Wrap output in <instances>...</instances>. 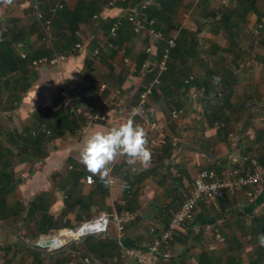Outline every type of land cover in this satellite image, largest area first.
<instances>
[{
	"label": "crops",
	"instance_id": "0c3cea01",
	"mask_svg": "<svg viewBox=\"0 0 264 264\" xmlns=\"http://www.w3.org/2000/svg\"><path fill=\"white\" fill-rule=\"evenodd\" d=\"M108 1L67 0L59 10L72 14H77L78 10L86 12L88 6L98 10L94 15L99 16L98 19L93 16L73 24L74 31L65 28V18L57 17L55 26L52 25L53 16L49 37L44 28L39 34L30 31L28 42L34 50L53 51L57 44L60 48L72 32L77 37L75 44L89 43L85 50L76 53L57 49L53 52L54 56H65V63L60 67L42 69L37 72L38 79L26 93L17 91L21 103L12 112L18 113L22 120L30 122L32 114L37 113L46 122L48 117L40 107L49 105L58 86L69 81L73 83L77 95L97 112L121 117L115 127L124 123L129 108L138 105L141 89L155 76L156 57L146 54L145 48L153 43L158 56L161 40L150 39L147 32L134 34L131 25L124 22L113 41L118 50H101L97 57H93L91 53L97 44L109 41L105 23L125 13H135L139 8L138 2L129 0L125 7H118L119 2L108 9ZM141 1H147L149 7L161 8L154 0ZM258 2L176 0L173 4L172 13H168L170 22L166 25L169 30L166 35H175L177 39L181 31L196 33L200 48H186L179 55L173 69L166 73L174 76L179 86L172 85L171 92L166 94L158 88L140 107L142 113L135 118V123L145 129L148 141L156 143L151 165L145 167L139 161L129 165L127 156H121L110 166L111 175L118 181L116 186L108 187V177L101 180L90 172L88 175L93 178L92 184H86L83 178L76 184L69 177L75 171L87 170L80 162L84 139L95 131L106 132L112 127L106 123L95 124L84 134L65 135L49 144L47 167L59 168L62 161H69L70 172L61 174V185H71L73 198L83 199L90 205L87 214L92 218L101 212L118 215L123 230L118 231L112 224L104 236H89L71 243L70 251L63 249L45 255L43 259L40 257L44 264L53 261H59V264H134L120 257L122 249L144 247L152 240L150 229L158 234L166 228L173 213L189 195L200 170H213L221 175L238 166L242 157L249 154L264 162V75L260 73L264 67L261 60L259 65L252 60L253 67H248L249 64L241 60L243 55L239 53L245 46L243 43L251 41L244 33L257 29L256 22L264 23V7L261 8ZM0 6L6 7L7 4L0 0ZM19 7L10 13L12 25L18 22L14 17H24L26 9ZM42 10L46 13L47 9ZM193 17L197 22L190 21ZM38 24L44 27L42 22ZM22 29L27 31L24 27ZM92 35L95 38L89 41ZM263 41L264 38L260 46L264 56ZM202 51L207 53L206 63L203 64L200 62ZM252 58L255 59V56ZM245 69L248 70L245 72ZM189 78L192 80L186 83ZM101 85L105 86L102 91ZM225 88L230 93L227 102L222 98L226 92L217 97ZM194 92L198 93L195 99L192 97ZM173 110L181 112L176 119H171ZM144 115L151 122H157L163 129V137L144 126ZM77 117L83 120L84 125L85 117L82 114ZM117 167L120 171L116 173ZM31 184L32 189L44 186L39 180ZM44 189L36 195L50 192L49 188ZM64 199L65 193L63 200L58 201L56 211L62 213L65 210L70 227L79 223L78 220L79 226L82 220L79 219L81 212L78 205H70L67 209ZM61 230L64 229L54 230V236L65 243L73 235L67 233L69 230L59 234ZM260 234H264V181L252 197L243 191L210 204L198 205L193 220L177 231L165 249L168 257L160 258L157 264H264V247L257 239ZM55 242L49 246L53 251H57L60 244L56 242L55 245Z\"/></svg>",
	"mask_w": 264,
	"mask_h": 264
},
{
	"label": "trees",
	"instance_id": "16d2710c",
	"mask_svg": "<svg viewBox=\"0 0 264 264\" xmlns=\"http://www.w3.org/2000/svg\"><path fill=\"white\" fill-rule=\"evenodd\" d=\"M128 1L129 0H125V3H121V1L118 0L116 4L120 2L117 6L125 7ZM134 1L140 2L141 0ZM154 1L158 2L161 8L158 10L154 7H148L147 9L142 11L143 16L145 17L147 22L150 19H155L157 24L154 25V30L159 33L162 32V36H165L163 38L168 39L172 36L166 35L169 31L166 25L170 22V16L168 15V13H172L173 4L176 2V0ZM48 9L49 7L47 6L46 12L48 11ZM85 10L86 12H80L78 10L77 14H72L66 10H57L53 15L54 19L52 18V25L55 26V19L57 17L63 19L65 18L67 21V25L65 26V28L72 29V31H74V28L72 27L73 24L80 23L81 21H86L88 18H92L98 12V10H95V8L93 7L89 8V6ZM127 15L128 13H125L122 17H119V19L116 18L105 23V25H107L108 34L110 27L116 20H120V27L124 22L128 23L126 17ZM224 22H226L225 18ZM28 35L22 28H19L16 24H14L6 32L2 33V37H0V108H2L1 110L6 113L12 112L21 103V96L19 93H17V91L26 93L30 89L32 84L38 79V73L31 68V62L42 57L51 58L54 56L53 52H56L57 49L58 51H65V53H70L72 51V46L77 41V37H75L74 32H72L71 36L66 40L65 43H63L60 48H58L57 44L54 46L55 50L53 51L50 49L34 50L28 42ZM109 41L112 42L111 40ZM19 44L21 45V49L18 48ZM262 44H264V41ZM164 45L165 42L161 40V46L158 48L157 52L158 56ZM186 48L193 50L200 48L199 41L196 38V33H185L181 31L176 39L175 47L170 51L167 71H169V69H173L174 62L178 59L179 55L184 50H186ZM108 49L118 50L117 47ZM20 50L24 51L22 53L24 54V57L20 56ZM158 56L155 57L157 58ZM261 64L264 67V56L261 58ZM166 73H164V75ZM170 76L172 75L166 74V76H163V78H161V83L158 88L164 94H166L167 92H171L170 88L172 85H174L175 87L179 86V84L177 83V79L172 76V79L170 80ZM152 79H150L149 82ZM144 87L140 92L144 90ZM224 92H226V95L222 98H224V101L227 102L228 96L230 94L228 88H225L223 92L221 91L220 94L217 95V97L222 96ZM4 95H7L8 98L3 102L2 97ZM47 108L48 107H45L44 109L45 115L48 117V120L46 122L42 120V118L37 113H33L30 119L31 123L29 122L30 124L22 129L23 131L22 134H20L21 136L16 132L9 135V137H11V139L9 140L13 146V149L16 150V155L20 163H23L27 160H44L48 156L47 149L51 142H53L57 138L64 137L65 135H76L83 126V120L78 118L76 115L69 114L64 111L52 112ZM262 134L264 135V132ZM13 156L14 154L10 149H2L0 147V220L22 218V216L25 215V219L33 221V223L36 225L35 232H33V237L47 235L55 229L60 230L71 228L67 220L65 224H60L58 223L57 219L49 214L50 205L54 200V195L52 194V192H42L36 195L27 205H24L20 202L9 205L7 198L15 192L18 186V182L15 180L14 175L11 173ZM259 162L261 164H264V162ZM115 169L114 172L116 173L120 171V168L118 167ZM87 175V170L75 171L69 178L74 179V182L77 184L79 179H84ZM59 190L65 193L64 203L67 209L70 208V205H78L79 211L81 212V215L79 216L80 220L88 221L92 218L87 214L90 205H87V203H85L83 199H74L72 196V190H67V184L61 185L59 187ZM65 216L66 212L64 210L62 213H60L59 220L60 218H65ZM25 219H23V221H25ZM28 252H30L33 257L32 264H44L40 260V253L34 250H30ZM61 256L62 255H59L58 257ZM58 262L59 261H53L52 263H48L59 264Z\"/></svg>",
	"mask_w": 264,
	"mask_h": 264
},
{
	"label": "built area",
	"instance_id": "2783aa9c",
	"mask_svg": "<svg viewBox=\"0 0 264 264\" xmlns=\"http://www.w3.org/2000/svg\"><path fill=\"white\" fill-rule=\"evenodd\" d=\"M12 0L11 3H13ZM22 2L21 7L28 8L33 14L37 22L43 23V28L47 37L50 36V24L51 17L55 12L64 7V3L67 0H59L58 2L49 4V9L45 13L42 7V1L40 0H18ZM124 2L125 0H119ZM118 0H109L106 8H113ZM139 2V1H138ZM7 3V4H11ZM149 3L147 1L139 2V10L135 13H128L127 21L131 25L134 34H141L147 32L149 38L152 40H163L165 45L160 51L159 56L154 63V78L145 85L144 90L138 96V105L131 107L127 111V116L123 119L124 123L132 114L133 110L138 109L139 114L142 113L140 107L144 106L148 97L153 95L161 83V77L168 70V62L170 57V51L176 45V36L172 35L168 39H164L162 34L154 30L156 25L155 19H150L148 22L143 16L142 11L147 9ZM94 19L99 16H94ZM119 19V17L117 18ZM120 28V20L113 22L109 30V39L114 40L117 37ZM95 36H91L90 40H93ZM89 42L77 43L73 47V52L85 50ZM113 48L112 43H98V46L92 51L91 55L97 57L101 50L106 48ZM145 52L150 55H155V47L153 43H150L145 48ZM24 57V54H20ZM65 56L58 55L52 58L42 57L35 59L31 62V68L39 72L44 68L60 67L65 63ZM192 80L189 78L185 82ZM105 86L101 85L100 90H104ZM192 97L195 99L198 97V93H192ZM48 108L52 112L64 111L69 114L79 115L82 114L85 117V123L81 127L79 133L84 134L85 131L95 124H108L111 127L116 126L118 120H122L121 117H111L108 114H101L97 112L92 106L85 103L84 99H81L75 90L72 82L64 83L58 86L52 102L48 105ZM180 111H171V119H176L180 115ZM135 115V118L139 115ZM143 122L145 127L150 131H156L163 137V129L157 124V122H151L146 115L143 116ZM155 141H148V147L151 150V160L148 165H151L154 157ZM83 181L90 185L93 183L91 175H87ZM264 181V164H261L257 157L254 155H244L242 161L238 166L232 167L227 172L217 175L215 171L203 169L200 170L193 181L192 189L189 195L183 200L178 209L173 213L166 228L155 233L154 229H150L152 234V240L144 247H126L122 249L121 258L132 261L134 264H157L160 258H167L168 253L165 249L168 248L171 240L187 222L193 220L196 209L200 204H210L216 200H221L227 196L234 195L238 192L245 191L249 197H252L253 193L258 191L259 186ZM118 184V181L111 175L108 176V187H114ZM128 189V187H126ZM114 224L118 231H122L120 218L115 213L101 212L94 218L82 222L77 228L65 229L73 232L72 236L67 242L60 243L57 251L65 249L67 244L74 243L88 236H104L107 233L108 227ZM48 238H41L39 241H44ZM38 243V242H37ZM87 263V260H85Z\"/></svg>",
	"mask_w": 264,
	"mask_h": 264
},
{
	"label": "rangeland",
	"instance_id": "374dc122",
	"mask_svg": "<svg viewBox=\"0 0 264 264\" xmlns=\"http://www.w3.org/2000/svg\"><path fill=\"white\" fill-rule=\"evenodd\" d=\"M40 1H42L43 3V9H47V6H49V4L54 2V0H40ZM21 4L22 2H19L18 0H14L13 3L7 4L6 7L0 6V37H2V33L6 32L13 24L12 23L13 17L10 16L11 11H14V9H17V7L19 6L21 7ZM258 5L259 6L262 5L261 8H263L264 0H259ZM14 15L15 14H13V16ZM15 18L18 21L16 25L19 28L20 26L22 28L24 27L27 30L26 34L28 33L29 35H31V32L36 33V34L43 32L42 30L43 27L41 28V26L32 16V13L29 11V9L25 10L23 18L14 17V19ZM256 19L257 17H255L254 23ZM190 21L197 22L196 17H193L192 20ZM255 25H258V27L257 29L254 28L252 32H249V33L243 32L249 38H251V41L248 44L243 43L245 46L241 49L242 51H239V53L244 56V57L243 56L241 57V60L249 64L248 67H251V68L253 67V64L251 63L252 60L253 62H255V65H259L258 62L263 57L262 48L260 46V43L264 38V23H261V21H258L256 22ZM259 26H261L260 29H259ZM242 28L243 30L246 29V25ZM247 50L249 52H247ZM20 53H23V51H21ZM201 55L203 57L200 59V62L202 64L206 63L204 59L205 57L207 58V53L205 51H202ZM252 56H255V59H253ZM247 70L245 69L244 71L246 72ZM260 73L264 75V70L262 69ZM7 98L8 96L4 95L2 97L3 102L7 100ZM1 109L2 108H0V147L2 149H10L13 152L14 156L12 157V172L11 173L14 175L15 180L18 182V186L15 192L12 193L7 198L9 205L15 204L16 202H20L24 205H27L33 199L34 195H36L40 191L45 190L44 188H49L47 190L50 192H53L54 194V200L51 203L49 214L53 216L55 219H57L58 223L65 224L67 222L66 218H63V219L60 218L59 220L60 212H57L56 209H58L57 208L58 201L63 200V193L59 190V187L61 186V174L62 173L65 174V172H70V169L68 168L69 161H66V159L65 161H62V163L65 162V164L61 163L59 168L47 167V162L49 161H46V160H48V157L45 158L44 160H41V159H39V161L38 160L36 161L27 160L23 163H20L16 155V150L13 149V146L9 140L11 139L9 135L15 132L18 133L19 135L22 134V131H23L22 129L25 126L29 125V121L22 120L21 116L16 112L9 113L8 115L6 112L2 111ZM40 109H45V108L41 106ZM72 138L75 139L74 137ZM35 163H37V165ZM38 167L41 169L39 172H38V169H39ZM36 180H39L40 185L43 184L45 187L40 186V187H36L32 189L31 182L36 181ZM49 184H51L50 187H49ZM70 189H71V185H68L67 190H70ZM24 216L25 215H23L22 218L0 220V264H32L33 257L30 254V252H28L30 250H34L40 253L41 259H43L42 257H44L45 255H50V254L60 252L59 250L52 251L53 248L51 251H47V252L43 250H38L36 248V243L39 242L41 238L43 237L48 238L49 236H54L55 231L58 229H55V231H51L49 234L44 235V236L33 237V232H35L36 225L33 223V221H29L25 219ZM23 219H25V221H23ZM78 222L80 223L79 220ZM79 223L71 225L72 230L75 229ZM67 229H71V228H67ZM58 232L59 234H62L63 232H65V230H61ZM67 233H72V232H67ZM71 235L72 234H70V236ZM66 238H69V237H66ZM21 240L23 242H26L30 248L24 247ZM55 245H56V242H55ZM69 246L70 244H67L65 246V251L67 249L68 251L71 250L69 249L70 248Z\"/></svg>",
	"mask_w": 264,
	"mask_h": 264
},
{
	"label": "clouds",
	"instance_id": "9594fccd",
	"mask_svg": "<svg viewBox=\"0 0 264 264\" xmlns=\"http://www.w3.org/2000/svg\"><path fill=\"white\" fill-rule=\"evenodd\" d=\"M4 2L11 3L12 0H4ZM114 40L106 43H112L113 48H115L117 46L113 43ZM45 107H48V105L43 106V108ZM137 114H139V110L135 109L127 121L120 126L112 127L106 132L95 131L84 139L80 162L86 167L88 172L98 175L101 180H105L111 172V164L121 156H127L129 165H135L139 161L145 167L148 166L151 160V150L148 147L145 129L135 123L134 117ZM257 239L259 245L264 247V234L258 235Z\"/></svg>",
	"mask_w": 264,
	"mask_h": 264
},
{
	"label": "water",
	"instance_id": "95a60500",
	"mask_svg": "<svg viewBox=\"0 0 264 264\" xmlns=\"http://www.w3.org/2000/svg\"><path fill=\"white\" fill-rule=\"evenodd\" d=\"M20 239V238H19ZM22 241V240H21ZM22 243H23V245L25 246V247H28V248H30L29 247V245L26 243V242H23L22 241ZM50 244H51V240L50 239H46V240H44V241H39L38 243H36V248L38 249V250H43V251H47L48 250V247L50 246ZM49 251V250H48Z\"/></svg>",
	"mask_w": 264,
	"mask_h": 264
},
{
	"label": "bare ground",
	"instance_id": "6f19581e",
	"mask_svg": "<svg viewBox=\"0 0 264 264\" xmlns=\"http://www.w3.org/2000/svg\"><path fill=\"white\" fill-rule=\"evenodd\" d=\"M73 233V232H72ZM74 236V234H72ZM49 239L51 240V242L53 243L54 241H56L57 243H61V238L57 237V236H50ZM48 250L51 251L52 249L48 247ZM47 250V251H48ZM53 251V250H52Z\"/></svg>",
	"mask_w": 264,
	"mask_h": 264
}]
</instances>
